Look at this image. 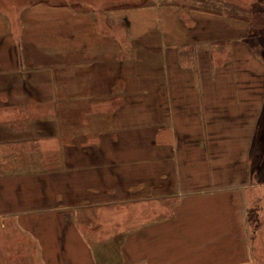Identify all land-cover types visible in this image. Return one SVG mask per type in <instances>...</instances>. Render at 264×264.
<instances>
[{
  "label": "crops",
  "instance_id": "obj_1",
  "mask_svg": "<svg viewBox=\"0 0 264 264\" xmlns=\"http://www.w3.org/2000/svg\"><path fill=\"white\" fill-rule=\"evenodd\" d=\"M171 8L0 15V196L56 228L57 264H97L89 214L128 204L151 218L117 264H264V54L248 20Z\"/></svg>",
  "mask_w": 264,
  "mask_h": 264
},
{
  "label": "rangeland",
  "instance_id": "obj_2",
  "mask_svg": "<svg viewBox=\"0 0 264 264\" xmlns=\"http://www.w3.org/2000/svg\"><path fill=\"white\" fill-rule=\"evenodd\" d=\"M36 3H45L53 7L66 6L68 9L82 12L90 11L93 8L103 12L112 8V10L119 11L116 12L118 16L137 10L141 6L149 5L166 6L168 9H165V11L169 10V14L172 15L171 12L173 11L175 14L177 10H172L171 7L177 5L180 11L189 13L197 19V31L202 34L206 29H212L214 25H220L215 29L222 30L224 18L221 17L228 15L233 19L248 20L251 23L252 32L254 31L257 36L253 41L255 52L260 57L264 54L262 51L264 49V0H0V15L13 14L24 6ZM153 44H155V38L153 42L150 41V45ZM158 106L161 108L160 104ZM262 132L264 133V114L256 139L260 137ZM29 161L31 160L29 159ZM31 166L32 162L22 167L18 165L9 167H15L14 170L19 169V171H22L21 168L27 170ZM233 176L236 179L235 173ZM235 184L240 185V179L235 180L232 185ZM0 192L2 191L0 190ZM27 198L23 199L26 204L29 203ZM23 209L33 210V206L16 204L13 196H0V264H57L56 260L51 257L50 250L51 246L58 244L43 243V249L41 250L35 243L38 237L41 241L44 239L55 240L54 230L56 228H51L47 222L48 220L39 217H30L29 214H13ZM152 209H156L155 205ZM167 209L168 207L166 212H168ZM151 215L152 213H150ZM89 216L93 223H90L88 228L83 229L86 234L90 231L89 237L95 249L94 254L97 257V264H117L120 260L118 235L123 230L137 227L138 224L151 218L146 216L143 205L138 206L137 204L118 205L117 207L105 206L92 211ZM165 261L162 260L161 263Z\"/></svg>",
  "mask_w": 264,
  "mask_h": 264
},
{
  "label": "trees",
  "instance_id": "obj_3",
  "mask_svg": "<svg viewBox=\"0 0 264 264\" xmlns=\"http://www.w3.org/2000/svg\"><path fill=\"white\" fill-rule=\"evenodd\" d=\"M93 9H94V8H93ZM93 9L90 10V11H94ZM235 19H237V18H235ZM168 88H169V87H168ZM165 90H168V89H167V84H165Z\"/></svg>",
  "mask_w": 264,
  "mask_h": 264
}]
</instances>
